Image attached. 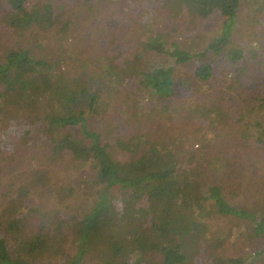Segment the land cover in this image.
Returning <instances> with one entry per match:
<instances>
[{
  "label": "trees",
  "instance_id": "1",
  "mask_svg": "<svg viewBox=\"0 0 264 264\" xmlns=\"http://www.w3.org/2000/svg\"><path fill=\"white\" fill-rule=\"evenodd\" d=\"M243 3L0 0V134L30 146L39 125L78 171L22 179L39 205L0 213V264H264V41L234 35ZM78 181L88 207L43 209Z\"/></svg>",
  "mask_w": 264,
  "mask_h": 264
},
{
  "label": "rangeland",
  "instance_id": "2",
  "mask_svg": "<svg viewBox=\"0 0 264 264\" xmlns=\"http://www.w3.org/2000/svg\"><path fill=\"white\" fill-rule=\"evenodd\" d=\"M244 3L240 10V17L242 28L240 30H236L235 28V36L240 39L238 42L242 40V43H245L247 40L246 45L251 43L257 44L258 41H264V8L259 9L257 6L260 2H264V0H243ZM256 3L253 5V3ZM249 10H248V9ZM251 11L252 13L250 14ZM73 13V7L67 9L65 11V16H70ZM219 16L211 17V23L208 25L210 27L209 31L216 33L217 30H220L219 25L217 22L219 21ZM238 25L237 27H239ZM208 32V29H207ZM261 38L259 40V38ZM119 117V116H118ZM101 122V119L99 120ZM21 125L27 124V122L20 123ZM23 126H19L22 130ZM124 127V124H123ZM17 128V127H16ZM16 128L12 129L13 131L9 134L6 131L0 134V166H1V182H0V213L5 214L7 216H11V211L14 210V202L18 201L21 205H31L32 207L38 206L39 202L38 199H34L36 197V190L32 191L31 195L26 197L25 199L19 200L17 198V191L19 190L18 187L23 184L22 179H30L32 172L37 169H40L44 172H48V175L51 177L50 184L55 187H65L70 180H74L77 176V172L75 169L68 167L67 162L68 158L65 157L66 160L62 162L59 159L57 162L49 161L47 159L48 156V148L46 147L45 142L47 140L46 134L41 133L39 129V125H36L38 129V134L30 140V146H21L18 145L19 137L15 140ZM77 132V131H76ZM21 135V132L18 133ZM193 139V135H192ZM197 138L195 137V140ZM70 163V161L68 162ZM262 172L264 174V164L262 166ZM26 175V176H25ZM83 174H81L77 179L80 181ZM74 182L73 186L77 189V193L73 197H66L65 201L59 200L57 196H51L49 200L46 201L45 210L48 211H55L56 209L65 211L67 213H77L78 205H82L88 207L87 200H85L86 194L84 195L82 191L85 189L84 184H80V182ZM13 183V185H9ZM263 192H257L255 195H247L243 198H234L231 199L232 202H244V203H252L254 201H258ZM260 195V196H259ZM37 198V197H36ZM84 201L86 205H84ZM90 202V198H89ZM11 210V211H10ZM19 212H14L13 215L17 216ZM28 216V215H27ZM29 218V217H28ZM29 220H34V217H31ZM33 221V222H34ZM232 221H226L225 225L231 227ZM33 227V225H32ZM259 241V240H258ZM228 240H224L222 246L221 253L225 257H232V256H239L243 254L244 247H241L238 243H227Z\"/></svg>",
  "mask_w": 264,
  "mask_h": 264
}]
</instances>
